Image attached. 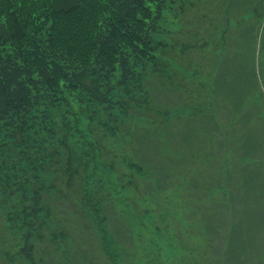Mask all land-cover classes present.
<instances>
[{"label": "rangeland", "instance_id": "rangeland-1", "mask_svg": "<svg viewBox=\"0 0 264 264\" xmlns=\"http://www.w3.org/2000/svg\"><path fill=\"white\" fill-rule=\"evenodd\" d=\"M242 1L246 0H169L172 12L166 13L152 38V60L170 69L179 56L193 63H210L216 52L209 47L223 43L219 48L225 50L228 62L218 73H228L218 86L213 85V92L217 89L221 95L212 106L215 112H208L215 116L220 132L214 135L206 125L198 128L204 121L195 119L205 106L194 77L188 81L182 77L177 87H162L167 94L159 95L156 83L150 80L151 89H145L144 97L138 88L149 81L146 74L129 77L131 94L120 84L125 74H118L111 94L99 95L103 106L92 104L89 111L75 103L76 109L66 108L71 112L68 117L79 107L83 113L89 112L96 120L90 123L89 140L100 141L91 156L92 149L81 138L87 127L79 126V131L73 127L75 145L61 148L56 164L48 170L57 176L43 174L41 184L49 186L44 190L54 196L48 203L61 214L29 216L34 227L27 229L29 221L19 212L15 195L11 196L14 202L1 204L0 264H81L82 260L86 264L85 251L94 255L92 264H264V20L254 15L264 12V0L248 2L252 11L241 9L238 3ZM181 41L197 47L185 52ZM245 54L248 57L243 60ZM238 61L248 66L254 85L260 86L249 98L235 95L238 84L228 85V79L239 74ZM146 65L143 63L144 67L149 63ZM214 73L208 84L215 82ZM146 97L149 105L144 109L129 103ZM154 98L158 106H152ZM228 99L242 105L231 108L225 102ZM122 101L123 108L119 106ZM101 108L106 110L100 113ZM110 112L119 115L117 123H110L113 116L118 117ZM101 139L106 151L101 150ZM62 161L71 163L68 171L76 174L63 173ZM77 171H83L85 179ZM13 185L8 184V190ZM83 194L90 195L93 204L88 205ZM35 202L29 198L25 207ZM62 219L70 239L60 237L58 227L49 240V225ZM96 221L110 232L122 221L128 233L117 234L118 244L112 238L102 240L95 231V241L88 243L87 233H92L85 230H90L88 225L96 229ZM71 223L81 227L73 229ZM37 227L38 231H32ZM107 250L117 258L115 263L112 259L109 263Z\"/></svg>", "mask_w": 264, "mask_h": 264}, {"label": "trees", "instance_id": "trees-1", "mask_svg": "<svg viewBox=\"0 0 264 264\" xmlns=\"http://www.w3.org/2000/svg\"><path fill=\"white\" fill-rule=\"evenodd\" d=\"M250 1H242L238 5H242L241 9L245 11H252L247 6ZM198 3L201 5L202 2ZM169 4V0H0V208L6 201L14 202L11 196L15 195L23 219L32 215L36 217L39 213L49 216L50 212H56L48 203L54 196L49 189L44 190L46 185L41 184V178L45 182L43 174L46 172L54 175V172L48 173V170L56 164V157L61 148L75 145L71 140L73 127L75 131H79V126L87 127L85 135L81 138L92 149L91 156L95 154L93 148H96L100 141L89 140L90 123L96 121L89 112L83 113L82 107H79L77 113L68 117L71 112H66V108L71 105L72 109H76L74 104L77 103L91 111L94 108L92 104L101 105L100 93H106L107 96L111 94L112 83L118 74H125V81L120 84L125 85L127 94H131L127 84L129 77H140L142 74L144 77L146 74L145 76L150 78L149 81H143L138 88V93L144 97L147 95L145 89H151L150 80L156 83V95H159L167 94L162 87H177L181 85L182 77L187 81L194 77L193 83L195 87L199 86L201 104L205 106L200 117H194L195 121L201 117L204 121L198 128L206 125L214 135L220 132L212 114L215 112L212 106L221 95L217 89L213 92V85L218 86L220 80L228 73L224 72L225 65L224 73H218L222 70V64L228 62L225 50L223 52L219 48L223 43L222 46L209 47L210 50L213 48L211 51L216 52L210 63L189 62L185 56H179L175 61L172 56L175 63L170 69L159 67L158 63L152 60V38L157 30H160L166 13L171 11ZM249 11L244 15L249 16ZM254 15H259L264 20L263 10L256 11ZM189 34L190 31L186 36ZM181 44L185 52L189 48L188 52H192L197 47L195 43L181 41ZM206 45L209 46V43ZM261 49L264 52V41ZM164 53L171 56L167 51ZM245 56L248 57L243 55V60ZM244 62L247 65V61ZM143 63L149 65L144 67ZM236 68L238 76L231 78L233 80L228 79V85H239L235 86V95L238 98L242 95L249 98L254 89L259 92L260 86L254 85L255 77L251 70H248V66L238 61ZM213 71L215 82L208 84ZM243 72H246L245 75ZM155 75L160 77L158 82ZM249 77L252 78L247 80ZM248 90H251L249 94ZM225 102L234 109H237L236 105L239 108L242 105V102L229 99ZM104 103L106 104L107 100ZM129 103L140 105L141 109L149 105L148 97L145 100L134 98ZM153 105L158 106L155 98ZM119 106L123 108L125 102L122 101ZM104 110L106 109L101 108L100 113ZM210 110L213 111L209 114ZM110 115L118 116H113L111 124L119 121L118 114L110 112ZM191 122L190 119L189 125ZM101 140V150L106 151L104 140ZM87 166L83 165V168ZM71 167V163L65 164L62 161L60 168H65L63 173L76 174V171H68ZM77 172L80 178H84L83 171ZM12 182L13 190H8L7 185ZM37 193H41L46 199ZM29 198H34L37 206L33 204L30 209L25 207V201ZM83 199L88 205L93 204L94 200H91L90 195L88 198L83 194ZM111 204L110 202L109 205ZM56 213L57 216L61 214ZM64 220L55 222V225V220L51 222L49 226L52 228L48 229L51 233L49 240L54 238L53 229L58 227L62 232H58L60 237L70 239V235L64 233ZM96 224V229L88 225L91 231L85 230L92 233V236L87 233L88 243L95 241V231L101 234L102 240L112 238L118 244L121 233H128L125 227L121 226L122 221L115 223L117 225L113 232L105 229L107 235L106 231L102 230V224L98 221ZM30 226L34 227V224L29 221L26 228ZM38 227L32 231H38ZM71 227L79 229L81 225L71 223ZM106 252L109 263L110 259L115 263L117 258L114 254L111 255L108 250ZM84 255L86 264L95 261L90 260L93 254L85 251ZM81 264H85L84 260Z\"/></svg>", "mask_w": 264, "mask_h": 264}]
</instances>
